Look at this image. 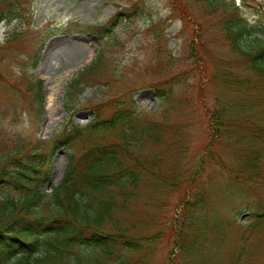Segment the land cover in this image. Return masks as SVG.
<instances>
[{
    "label": "rangeland",
    "instance_id": "1",
    "mask_svg": "<svg viewBox=\"0 0 264 264\" xmlns=\"http://www.w3.org/2000/svg\"><path fill=\"white\" fill-rule=\"evenodd\" d=\"M233 1L253 24V32L264 35V0ZM19 2L10 15L3 17L0 11L3 137L52 140L69 120L62 108L66 85L104 46L103 73L86 81L82 106L72 114V123H91L98 104L109 115L121 103L126 107L132 103L142 114L137 130L157 129L156 139H142L144 151L163 160L155 170V184L144 177L146 184L133 188L126 209L119 211L117 222L140 244L126 256L125 264L232 263L229 259L239 251L252 215L264 213V183L235 174L238 142L251 136L256 131L252 124L264 118V106L258 102L264 94L262 89L248 91L246 83L236 84L237 79L249 82L247 60L226 39L222 9L215 12L210 0ZM91 27L106 31L93 34ZM97 33L103 34L100 43L95 42L101 38ZM37 80L43 81L42 109L34 104ZM240 103L257 109H235L246 107ZM218 110L231 122L222 139L214 140L209 116ZM111 141L107 136L105 142ZM209 145L217 157L208 156ZM13 147L0 138V154ZM124 162L132 166V161ZM66 167L67 150L61 148L54 154L44 192L52 193ZM12 194L3 189L0 197ZM198 199L196 217L201 222L196 218L189 226L185 211ZM181 227L194 237L193 247H203L197 251L183 244L178 236ZM252 239L251 259L245 264H264V230L256 231ZM84 252L80 256L89 253ZM83 260L79 258L80 264Z\"/></svg>",
    "mask_w": 264,
    "mask_h": 264
},
{
    "label": "trees",
    "instance_id": "2",
    "mask_svg": "<svg viewBox=\"0 0 264 264\" xmlns=\"http://www.w3.org/2000/svg\"><path fill=\"white\" fill-rule=\"evenodd\" d=\"M19 1L0 0L1 16L13 13ZM210 1L215 12L222 9L220 18L232 50L247 60L249 82L237 79L236 84L246 83L248 91L262 89L264 94L263 32H253V24L243 17L233 0L231 3ZM117 20L116 17L114 21ZM105 29L91 27L88 30L95 34ZM97 36L101 38L97 37L95 42L100 43L103 34L97 33ZM102 47L93 62L66 85L62 108L69 114V120L52 140L27 142L16 136L7 140L0 131L4 143L10 141L14 145L0 154V192L3 189L14 192L0 197V264H80L79 258L84 259L82 264H125L126 256L140 247L125 233L117 219L119 211L122 213L126 209L133 188L146 184L147 180L142 181L144 177L156 182L155 170L162 167L163 160L148 156L142 139L150 141L157 129L143 127L137 130L142 114L132 103L128 107L121 103L109 115L102 103L98 104L94 108V119L88 125L73 124L71 119L82 106L81 96L88 87L86 81L91 82L103 73L105 54ZM36 64L37 60L34 66ZM252 79L256 80L250 82ZM36 84L34 104L42 109L43 81L37 80ZM258 102L264 106L263 95ZM240 104L246 107L233 108L257 109L252 103ZM209 121L214 140L222 139L231 122L226 112L218 110L210 114ZM262 121L252 124L256 131L238 142L235 174L264 183V118ZM107 136L112 137L111 142H105ZM211 145L207 147L208 156L217 157ZM61 148L67 150L66 172L59 185L48 194L42 186L50 182L54 154ZM125 158L132 161V166L126 165ZM200 201L193 202L185 211L184 220L189 226L196 224V218V222H201L196 217ZM248 230L241 234L239 251L230 257V264L249 262L252 252L248 250V244L256 231L264 230V213L252 215ZM178 236L189 249L198 251L203 247L200 244L193 247L195 239L183 227ZM74 251L77 254L74 255ZM84 251L89 253L80 256Z\"/></svg>",
    "mask_w": 264,
    "mask_h": 264
}]
</instances>
